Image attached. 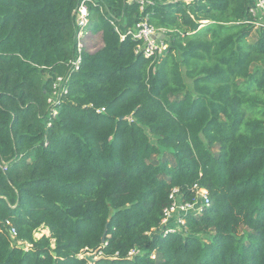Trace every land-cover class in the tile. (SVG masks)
Listing matches in <instances>:
<instances>
[{
	"label": "trees",
	"instance_id": "obj_1",
	"mask_svg": "<svg viewBox=\"0 0 264 264\" xmlns=\"http://www.w3.org/2000/svg\"><path fill=\"white\" fill-rule=\"evenodd\" d=\"M80 1L102 47L47 126ZM137 1L0 0V264H264V22L251 0ZM143 21L161 56L136 53ZM193 185L210 206L159 232Z\"/></svg>",
	"mask_w": 264,
	"mask_h": 264
},
{
	"label": "built area",
	"instance_id": "obj_2",
	"mask_svg": "<svg viewBox=\"0 0 264 264\" xmlns=\"http://www.w3.org/2000/svg\"><path fill=\"white\" fill-rule=\"evenodd\" d=\"M150 1L139 0L137 3L142 10L143 6L146 3H150ZM248 12L257 18V21L253 24L254 27H260V24L264 22V0H251ZM73 15L75 16V26L77 28L76 54L66 64V75L50 77V90L46 99V104L49 106V122L47 126H50V121L56 117L60 103L67 94L68 82L72 73L79 70L82 53L87 52L83 43L90 39L89 36L91 35L88 30L90 25L89 10L85 1H80L73 11ZM128 34L132 36L133 40L141 42V45L137 47L136 53H142L145 58L161 56L167 50L162 34L156 31L146 21L137 24ZM190 194H192V200H185V194L179 188H173L170 191V205L163 210V219L161 221V226L165 233L181 231L185 225L184 217L186 215L200 214L205 208L210 206V199L206 189L193 185L190 188ZM9 234L12 240H15L16 231L13 228L10 229ZM16 245L22 248L28 245L29 247L27 249L31 247L30 244L24 243H17Z\"/></svg>",
	"mask_w": 264,
	"mask_h": 264
},
{
	"label": "rangeland",
	"instance_id": "obj_3",
	"mask_svg": "<svg viewBox=\"0 0 264 264\" xmlns=\"http://www.w3.org/2000/svg\"><path fill=\"white\" fill-rule=\"evenodd\" d=\"M255 30V29H254ZM91 34V33H90ZM162 35L164 36L165 38V33H162ZM90 39H88L87 41H85L83 44H84V47L86 48L87 52L89 53H94L96 51H98L101 47H102V42H101V37H100V34H91L89 36ZM165 45L167 46L168 48V43ZM188 86L190 87V84L188 83ZM151 139V142L154 143L155 139L153 137H150ZM163 227L161 226L159 232H163ZM48 236L49 235V232L47 229H44V228H40L35 234H34V238L36 239H39L41 236ZM11 238V237H10ZM12 239V238H11ZM18 244H20L21 242H17ZM14 244V243H13ZM27 247H29L28 245H25V249H27Z\"/></svg>",
	"mask_w": 264,
	"mask_h": 264
},
{
	"label": "water",
	"instance_id": "obj_4",
	"mask_svg": "<svg viewBox=\"0 0 264 264\" xmlns=\"http://www.w3.org/2000/svg\"><path fill=\"white\" fill-rule=\"evenodd\" d=\"M101 242L104 243V236L101 238ZM81 259L86 260L89 264H96L98 261H100V258H97L96 251L82 255Z\"/></svg>",
	"mask_w": 264,
	"mask_h": 264
},
{
	"label": "crops",
	"instance_id": "obj_5",
	"mask_svg": "<svg viewBox=\"0 0 264 264\" xmlns=\"http://www.w3.org/2000/svg\"><path fill=\"white\" fill-rule=\"evenodd\" d=\"M163 36V35H162ZM163 39H164V36H163Z\"/></svg>",
	"mask_w": 264,
	"mask_h": 264
}]
</instances>
